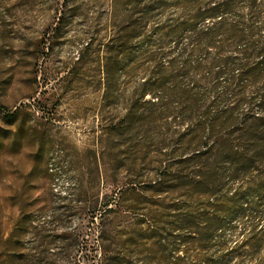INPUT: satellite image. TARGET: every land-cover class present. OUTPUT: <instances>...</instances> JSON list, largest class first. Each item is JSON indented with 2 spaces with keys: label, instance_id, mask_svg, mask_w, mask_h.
I'll use <instances>...</instances> for the list:
<instances>
[{
  "label": "rangeland",
  "instance_id": "1",
  "mask_svg": "<svg viewBox=\"0 0 264 264\" xmlns=\"http://www.w3.org/2000/svg\"><path fill=\"white\" fill-rule=\"evenodd\" d=\"M159 1L147 35L126 46L124 67V53L108 59L107 43L135 9L128 0H0V253L24 264L34 256L103 264L106 242L119 264H168L169 242L151 251L139 232L167 230L170 207L185 202L169 192L180 191L175 180L159 185L164 193H147L180 154L183 129L122 120L151 30L182 14L181 0ZM263 196L249 189L242 203ZM249 219L227 226L228 242L248 232ZM218 251L213 243L212 255Z\"/></svg>",
  "mask_w": 264,
  "mask_h": 264
},
{
  "label": "trees",
  "instance_id": "2",
  "mask_svg": "<svg viewBox=\"0 0 264 264\" xmlns=\"http://www.w3.org/2000/svg\"><path fill=\"white\" fill-rule=\"evenodd\" d=\"M128 3L133 13L107 43L108 59L115 50L117 57L124 53V67L126 46L147 35L146 24L160 7L159 0ZM179 3L182 14L148 36L139 56L147 61L143 77L122 120L183 129L180 154L163 166L147 193H164L159 185L175 180L180 191L169 192L185 202L170 207L167 230L141 226L139 237L151 241L155 252L167 240L168 264H264V196L242 203L249 189L264 194V0ZM236 218H250L248 232L228 242L224 233ZM134 239L135 233L128 247ZM213 243L219 251L212 255ZM112 245L100 246L103 264L120 263ZM31 261L43 262L35 256ZM24 262L21 255L0 253V264ZM70 264L85 263L75 257Z\"/></svg>",
  "mask_w": 264,
  "mask_h": 264
}]
</instances>
